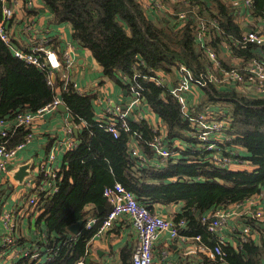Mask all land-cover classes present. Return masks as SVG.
<instances>
[{
  "label": "trees",
  "instance_id": "obj_1",
  "mask_svg": "<svg viewBox=\"0 0 264 264\" xmlns=\"http://www.w3.org/2000/svg\"><path fill=\"white\" fill-rule=\"evenodd\" d=\"M43 2L52 11L51 22H68L73 39L90 50L111 81L128 91L120 75L129 80L138 75L135 80L142 87V102L164 127L168 146L172 148L178 139L186 143L187 149L159 166L137 165V159L128 153L129 143L133 139L141 152L152 159L154 149L150 143L158 130L151 123L129 118L130 130H119L114 136L104 123L95 120L94 94L79 93L72 84L63 85L59 71L54 72L49 84L46 70L14 56L9 44L0 38V119L11 121L18 112H35L49 103L59 89L70 121L78 129L76 134H70L77 144L63 155L57 190L51 196L38 195L40 209L35 221L38 236L29 240V246L39 250L38 254L33 258L32 252L20 256L14 264H75L83 259L87 241L102 219L98 210L109 207L103 191L116 182L130 190L151 212L155 203L183 202L181 212L172 219L175 223L184 221L180 232L187 236L210 234L200 221L209 211L241 203L255 194L263 195L264 204V94L253 89L245 91L251 86L223 87L207 80L208 72L219 77L223 70L235 67L241 71L247 62L264 60V45L242 43V29L229 4L222 0H170L174 10L179 4L190 5L194 17L189 15L180 23L171 14L167 16L168 22L159 23L147 15L145 0ZM249 11L254 19L264 20V0H252ZM12 17L3 20L0 2L3 26L6 21L11 23ZM4 31L9 34L8 28ZM198 34L203 44L197 41ZM47 45L61 57L58 41H49ZM224 45L238 59L237 66L219 56ZM205 47L215 52V64L207 59ZM175 59L183 61L195 78L207 81L206 86L199 88L202 98L194 112L212 106L216 107L217 115L224 113L228 126L223 134L231 138L225 146L245 149V159L256 165L254 170H230L204 159L206 154L197 149L199 144L191 134L190 121L180 114L179 102L167 86L158 85L153 79L158 71L173 72ZM224 102L230 103V108L222 106ZM26 134L27 130L18 127L9 137L0 136V142L6 140L5 145L12 147L23 141ZM88 206L98 218L92 227L85 228ZM246 220L251 229L260 232V243H255L250 235L238 239L237 250L224 242L221 248L228 264H263L264 227L257 226V221L249 216ZM79 221L82 225L78 234H72L68 226ZM23 238H15L16 247L28 242ZM213 246L214 240L208 243L209 248ZM127 254L121 252L123 261L119 264H131Z\"/></svg>",
  "mask_w": 264,
  "mask_h": 264
},
{
  "label": "built area",
  "instance_id": "obj_2",
  "mask_svg": "<svg viewBox=\"0 0 264 264\" xmlns=\"http://www.w3.org/2000/svg\"><path fill=\"white\" fill-rule=\"evenodd\" d=\"M229 6L234 10V14L239 18H247L250 14V8L252 6V0H227ZM3 20L9 19L13 16V9L10 7V0H0ZM8 4V5H7ZM150 4L158 5L159 9H162V5L155 0H150ZM24 6L27 8L32 7V0H26ZM194 16V15H193ZM191 16H186L184 13H178L177 19L181 22L187 20ZM264 21V20H262ZM4 30L5 25L0 22V38L7 44L10 43V36ZM242 43H251L257 46L264 45V28L246 30L241 36ZM48 40H41L38 43L33 44L30 48L23 50L19 48L12 49L13 55L27 63L34 64L38 68L44 69L48 72V83L52 84L54 79V72L59 71L63 85L72 84L75 89L82 93L81 89L76 85V82L70 79V68L73 63L70 50H60L61 57L55 52V50L47 45ZM10 46V45H9ZM228 48V45H224ZM205 54L210 64H215L216 56L212 50L205 47ZM235 63H233L234 65ZM174 72L177 74L175 84L168 86L165 85L167 79L156 75L154 79L158 85L167 86L168 91L173 94L180 104V114L183 118L190 121L193 130L191 134L193 138H196L199 145L197 149L200 152H205V160L220 167L228 168L232 163H241L246 159L240 156L233 146L231 148L226 147V143L231 139L223 134V131L228 126V120L223 113L217 115V111L212 106L206 107L204 111L194 112L198 100L190 101L189 96L192 94V87L200 88V86H206L207 81L198 80L194 77L192 71L181 60L175 59ZM138 75L134 74L129 80L125 75H120V80L127 85V93L129 100L125 106L114 104L110 99L107 100V105L104 107L102 113L106 115L105 122L97 120L106 125L108 131L114 136H117L119 130L129 131L130 127L127 123L130 118V114H133L135 118L146 119L153 126L154 130H158L150 143L154 149V156L157 159L153 162L151 158H148L137 147L136 142L132 139L128 147V153L132 158L137 159V165L146 166L153 165L159 166L163 164L167 159L177 157L179 152L185 151L187 146L185 144L180 145L176 142L170 148L167 144L164 127L154 120V115L142 102V87L135 80ZM208 82H213L223 87H236L251 86V88L258 94H264V60H253L247 62L242 70L232 67L228 70H223L220 76L213 75L208 72ZM247 89V88H246ZM59 89H56L53 99L44 106L37 109L35 112H18L11 121L6 119H0V136L9 137L14 129L23 127L27 130V134L23 141L18 144L8 147L5 145V141L0 142V172L4 174L9 173L8 165L16 156V152L23 148L30 138L33 137V121L37 116H40L43 112H50L56 110L58 105L62 103L59 96ZM83 94V93H82ZM71 130L68 129V138L64 142V149L71 150L76 144L72 136H70ZM63 149L62 143L54 141L51 144L50 150L45 158L40 162L37 170V176L39 180L34 183L28 179L25 182L26 189L29 190V194L25 201V207L27 208L24 214H35L39 211L40 206H37L38 195L44 194V196H51L57 190L58 180L60 179L59 171L60 165L57 162V154ZM104 197L109 203V208L102 216L98 230H110L114 222L122 216L129 218L132 227L136 230L137 243L132 251L131 264H153V241L157 238L160 232H169L171 236H178L181 239L188 238L187 235L181 234L180 229L184 227V221L179 220L173 222L158 214L151 212L145 205L140 203L134 196V194L125 188L121 183L116 182L111 187H107L103 191ZM240 207V213L243 218L247 216L254 220H264V204L262 202V194L252 195L241 203L235 204ZM37 207V208H36ZM232 206L226 208H217L208 214L201 216V223L204 228L210 234H213L214 246L210 249L211 257L224 259V252L221 246L224 244V240L220 238L218 232L227 223V220L232 213ZM21 209H0V224L3 227L4 232L0 234V264H14V262L20 256H26L30 252L32 258L36 257L38 250L26 245L25 247H16L15 238L18 233V223L21 219ZM96 222V219L92 220ZM89 227V224H86ZM239 234L242 240L251 235L252 229L249 225H244L239 229ZM42 235H44L42 233ZM217 235V237L215 236ZM192 239H199V235L189 236ZM75 264H84L83 259L76 261Z\"/></svg>",
  "mask_w": 264,
  "mask_h": 264
},
{
  "label": "crops",
  "instance_id": "obj_3",
  "mask_svg": "<svg viewBox=\"0 0 264 264\" xmlns=\"http://www.w3.org/2000/svg\"><path fill=\"white\" fill-rule=\"evenodd\" d=\"M222 1L226 4L228 3L227 0ZM10 7L13 9L14 14L12 22L8 25V33L12 35L15 42H11L14 43L16 48L26 50L33 44L45 39L48 41H58L59 47L57 50L59 51L65 48L70 50L73 59L70 68V79L76 82V85L82 90V93L95 95V100L93 101L95 120L107 121L106 115L102 111L106 107L108 99L114 104L126 105L129 100L127 91L105 76L102 72L101 65L93 58L90 50L81 46L73 39L72 27L68 22L58 24L51 22L53 16L52 11L45 5L43 0H32L31 8L24 6V0H10ZM171 14L177 18V15L173 11ZM147 15L152 20L156 19V21H160L162 19L159 23H162L163 20L169 21L167 20L169 14L165 13L164 17L161 18L159 15L153 14L152 10L149 12V8H147ZM235 20L237 22L241 21L242 25L246 26L240 27L242 33L246 30H262L264 28V21L254 19L251 15L244 19L235 16ZM179 22L181 23L180 20ZM196 37L199 43H204L201 34H198ZM209 48L211 47L209 46ZM220 53L219 56L230 65L238 61V59L230 55L231 52L226 47ZM170 73L165 74L163 71H158L157 75L166 78L165 85L171 86L175 84L177 74L174 71ZM247 89L252 91V88ZM202 93L201 89L192 87V94L189 96L190 101H193L194 97L195 101L198 100V103L201 102ZM130 118H134V115L130 114ZM154 120L158 121V118L154 116ZM31 127H33V137L30 138L29 142L23 148L16 152L15 158L8 165L9 173L4 174L0 172V186H2L1 189L3 190L0 199L1 211L4 209H12L15 211L16 209H21L22 217L19 220L18 233L21 234L19 237H24L23 239L28 242H24L25 245L17 247L31 245L29 240H33L38 236V231L35 228V221L39 215L38 212L35 214H24L27 209L25 207V201L29 194V190L25 187V182L28 179L34 183L38 182V166L49 152L51 144L54 141H59L63 145L62 151L57 154V162L61 167L63 155L66 152L64 142L68 138V129L73 133L75 129L78 131L70 121L67 108L65 111L57 108L50 112H43L34 119ZM175 142L180 145H186L185 142L178 139ZM237 152L240 156L246 158L247 152L245 149H238ZM152 161H157L155 156H153ZM26 164H28L26 174L21 184H19L20 182L17 183L12 175L16 174L18 176L19 168ZM255 168L256 165L248 159L241 163H232L228 167L230 170L247 171H252ZM182 205L183 202H174L167 205L155 203L152 205V210L155 214L173 221V215L181 212ZM231 206L233 211L227 223L218 232V235L225 243L229 242L237 250L239 244L238 239H241L239 229L246 225L247 220L242 217L240 207H237L235 204ZM108 208V206L101 207L98 213L104 215ZM87 210L89 214L84 226L85 228H90L95 224L92 220L98 217L92 213L90 206L87 207ZM209 213L210 211L206 214L209 215ZM256 221L257 226L264 227V220ZM86 224H89V227H86ZM3 232V227L0 224V234ZM215 236L217 237V235ZM187 237L183 240L178 236H171L169 232H160L153 241V264H228L224 259L215 260L211 257V248L208 247V243L215 239L213 234H208L205 237L201 236L199 239ZM250 237L255 243H260V232L256 228L252 229ZM136 243V230L132 227L129 218L122 216L114 222L110 230H97L87 241V249L83 257V262L84 264H119L123 261L121 256V252L123 251L128 253L127 258L131 261L130 255H132Z\"/></svg>",
  "mask_w": 264,
  "mask_h": 264
},
{
  "label": "rangeland",
  "instance_id": "obj_4",
  "mask_svg": "<svg viewBox=\"0 0 264 264\" xmlns=\"http://www.w3.org/2000/svg\"><path fill=\"white\" fill-rule=\"evenodd\" d=\"M146 2V7L149 8V12L152 10L153 14L159 15L161 18L164 17L165 13L171 15V12H175V10H178L175 14L177 15V13H184L186 14V16L191 15L192 17H194V12L191 9L190 5L188 4H179L180 6L178 8H176L175 10L173 9L172 5L170 4V0L169 1H160L157 0V2L162 5V9H159L158 5H151L150 4V0H145ZM171 11V12H170ZM156 21V19H153ZM162 19H160L161 21ZM239 26L242 28V26L246 27L245 25H242V22L239 21L238 22ZM238 62V61H237ZM234 66H237V63L234 64ZM209 70V69H208ZM210 71V70H209ZM174 75V74H173ZM248 89H245V91ZM222 106H226L227 108H230V103L228 102H224ZM19 224V223H18ZM19 235H21L20 233H17V237H19ZM2 254V253H0Z\"/></svg>",
  "mask_w": 264,
  "mask_h": 264
},
{
  "label": "water",
  "instance_id": "obj_5",
  "mask_svg": "<svg viewBox=\"0 0 264 264\" xmlns=\"http://www.w3.org/2000/svg\"><path fill=\"white\" fill-rule=\"evenodd\" d=\"M7 5H8V4H7ZM8 25H9V21H6V23H5V29L8 28ZM9 45H10V47H12L13 49L16 48V46L14 45L13 42H10ZM57 107H58L59 109L63 110V111L66 110V106H65L63 103H60ZM74 133H75V134L77 133V130H76V129L74 130ZM27 168H28V164H26V165H24V166H21V167L19 168V170H18V176H16V174L12 175V176H13V179H14L17 183L20 182L19 184H21L22 179H23L24 175L26 174V169H27ZM180 181H183V179H180ZM98 209H99V207H98ZM81 225H82V222H81V221L76 222V223H73V224H70V225L68 226V230H69L72 234H75V235H76V234H78Z\"/></svg>",
  "mask_w": 264,
  "mask_h": 264
},
{
  "label": "clouds",
  "instance_id": "obj_6",
  "mask_svg": "<svg viewBox=\"0 0 264 264\" xmlns=\"http://www.w3.org/2000/svg\"><path fill=\"white\" fill-rule=\"evenodd\" d=\"M11 42V41H10Z\"/></svg>",
  "mask_w": 264,
  "mask_h": 264
}]
</instances>
